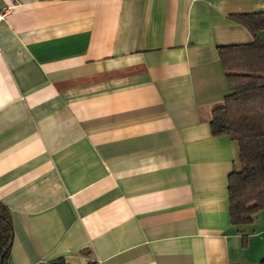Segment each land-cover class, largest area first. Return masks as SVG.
I'll list each match as a JSON object with an SVG mask.
<instances>
[{
  "label": "crops",
  "instance_id": "crops-1",
  "mask_svg": "<svg viewBox=\"0 0 264 264\" xmlns=\"http://www.w3.org/2000/svg\"><path fill=\"white\" fill-rule=\"evenodd\" d=\"M6 264H260L264 209L233 225L238 147L213 136L217 48L261 0H0ZM264 40V29L255 34ZM261 234V235H260Z\"/></svg>",
  "mask_w": 264,
  "mask_h": 264
},
{
  "label": "trees",
  "instance_id": "trees-1",
  "mask_svg": "<svg viewBox=\"0 0 264 264\" xmlns=\"http://www.w3.org/2000/svg\"><path fill=\"white\" fill-rule=\"evenodd\" d=\"M231 18L243 24L254 40L217 48L228 92L211 110L209 128L211 135L228 136L238 147V167L228 174L227 195L231 224L243 225L264 209V40L255 35L264 29V11ZM12 239L11 216L0 201V264L7 263ZM41 264L67 263L59 258Z\"/></svg>",
  "mask_w": 264,
  "mask_h": 264
},
{
  "label": "built area",
  "instance_id": "built-area-1",
  "mask_svg": "<svg viewBox=\"0 0 264 264\" xmlns=\"http://www.w3.org/2000/svg\"><path fill=\"white\" fill-rule=\"evenodd\" d=\"M264 3V0H261ZM11 8L10 5H6L3 8H0V19L4 18L7 11Z\"/></svg>",
  "mask_w": 264,
  "mask_h": 264
},
{
  "label": "rangeland",
  "instance_id": "rangeland-1",
  "mask_svg": "<svg viewBox=\"0 0 264 264\" xmlns=\"http://www.w3.org/2000/svg\"><path fill=\"white\" fill-rule=\"evenodd\" d=\"M261 235V234H260Z\"/></svg>",
  "mask_w": 264,
  "mask_h": 264
}]
</instances>
